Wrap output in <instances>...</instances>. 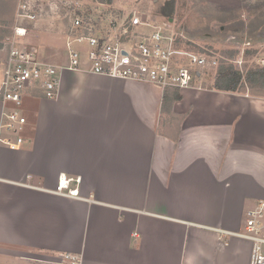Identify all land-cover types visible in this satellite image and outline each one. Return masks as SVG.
<instances>
[{
  "label": "crops",
  "instance_id": "crops-1",
  "mask_svg": "<svg viewBox=\"0 0 264 264\" xmlns=\"http://www.w3.org/2000/svg\"><path fill=\"white\" fill-rule=\"evenodd\" d=\"M30 22L49 46L63 40L53 65L67 66L69 23ZM85 68L62 70L54 99L25 95L12 133L0 103V264H51L66 252L82 264H249L251 245L236 234L264 199V98L195 79L172 105L184 116L175 145L156 131L162 88ZM16 138L17 150L1 142ZM60 179L69 183L59 192Z\"/></svg>",
  "mask_w": 264,
  "mask_h": 264
},
{
  "label": "built area",
  "instance_id": "built-area-1",
  "mask_svg": "<svg viewBox=\"0 0 264 264\" xmlns=\"http://www.w3.org/2000/svg\"><path fill=\"white\" fill-rule=\"evenodd\" d=\"M71 2L74 6L70 5L71 10H66L62 16L69 22L65 43L68 65L65 67L39 61L35 49L23 44L33 30L24 22L56 16L52 14L56 5L50 3L51 6L46 10L38 9L30 0L19 2L12 36L5 45L8 51L0 79V103H10L17 108L25 95L35 91L41 93L42 98H56L64 69L77 71L86 67L85 70L96 75L162 89L171 87L180 92L191 86L197 73L200 76L217 66V58L212 55L177 48L176 40L187 38L183 33H178L175 26L162 22L154 26L149 15L133 11L119 26L111 21L108 29L97 31L94 26L85 24L82 16L78 15L82 12L80 1ZM165 29L170 34L165 33ZM103 34L107 37L104 38ZM249 46V43L243 44V48ZM254 60L255 66L264 68V58L256 57ZM240 61L243 62L242 58ZM4 118L7 123L2 126L7 132L19 129L25 122V118L17 111L4 113ZM1 142L10 150H17L23 140L4 139ZM68 183L69 180L62 185L60 179L59 192L66 189ZM72 193L68 195L74 196ZM236 236L252 243L250 264H264V199L257 201L247 211L244 230ZM51 264H82V258L66 252L59 254Z\"/></svg>",
  "mask_w": 264,
  "mask_h": 264
},
{
  "label": "rangeland",
  "instance_id": "rangeland-1",
  "mask_svg": "<svg viewBox=\"0 0 264 264\" xmlns=\"http://www.w3.org/2000/svg\"><path fill=\"white\" fill-rule=\"evenodd\" d=\"M20 1L21 0H17L14 15L16 14L17 5L19 4ZM30 1L32 4L34 3V0H30ZM37 1L38 0H35V4L37 5L38 9L47 10L51 6L50 3H54L56 5V7L52 9L53 10L52 14L54 13L56 14V16L53 15L50 16V18L48 17L47 22L55 21L54 22L55 27L57 25L59 27V25L63 24L64 22L66 24L69 23L67 20L63 19L62 16L65 15L66 10H71L70 5L74 6V4L71 2L72 0H68V2H63V0H39V2ZM79 1L81 5L80 11L85 12L89 9V11L91 12L90 16L88 17L89 24L94 26L97 31L108 29L111 21H114L119 26L121 22L124 19H127L129 14L133 11H137L139 13L149 15L151 17V23L154 26H159V24H161L162 21L161 16L164 17V19H168L169 18L168 16H171L174 19L173 25H175L177 22L176 25L183 26L184 29L188 32L186 33L187 35L184 34L185 37L187 38L186 39L187 41H190L196 49L197 48L204 50L207 49L217 59L219 57L218 52L225 49H233L231 47L232 44L219 41L218 40L219 35H221L222 37L225 36L234 37V35L232 36V34L240 33L242 34L240 35L242 38L264 41V0H247L246 5H244L245 7L244 6L241 7L242 5L241 0H178V1L175 0L173 1L172 4L169 5V9L173 8V10L171 11L172 13L170 15H165L164 12H167L168 9L167 8H165V10L161 9L162 4L159 6L160 0H113L112 5L109 7L99 5L95 3L93 0H87V1L79 0ZM201 5L203 6L205 5L204 7L207 6L208 8L209 7L211 8L205 10L200 7L199 9V6ZM108 9H111L112 13L108 12L107 11ZM174 11L176 12L175 14ZM204 13H208L206 14L207 16L204 17L203 16ZM225 15L228 16L226 17ZM208 16H211L212 18H214V21L217 22L215 23V25H213L212 29H210V27H208L209 24L206 23V18ZM223 16L225 17L223 18ZM14 23H15V19L13 25L10 28L9 27L7 28L8 30H10V34L5 36L4 39L0 41V43L2 44L0 48V79L2 78L3 75L4 62L7 57V51H8V49L5 48V45L7 39L11 38L12 36L13 26L15 25ZM33 24L34 22H30V21L24 22V25H27L30 28H33ZM220 26L224 27L222 33H220V31L218 30ZM193 29L195 30L194 33L191 31ZM148 30L151 31L149 28ZM243 30L247 31V33L243 32ZM31 32L32 33L29 35L28 39L26 40L22 39L21 41L24 40L25 43L28 44L33 43V45L36 48V55L39 61L53 65L55 62H59L65 59V55L63 53L64 52L63 40L61 38H59L56 43L53 42V46L55 44L57 45L55 46L59 50L58 51L56 47L49 46L44 41V36L41 33L37 34L35 30L34 31L32 30ZM165 33L170 34V31L168 29H165ZM208 36H210V38H204ZM235 40L233 39V41ZM262 43L264 42H256L252 45V47L260 51L258 57L264 58V53L261 52L264 48L263 46H260ZM75 47L76 45L74 46V48ZM237 48L242 49V47L240 46H237ZM244 49L245 48L240 50L241 55L243 54ZM197 51L199 50L197 49ZM191 52L195 53V51H191ZM239 62H241L240 59L233 61L232 62L233 66L231 65L233 68L228 67V69L229 70L231 69L235 73L238 71L242 74L243 62H241V64H239ZM249 63L253 65L252 67L256 65L254 59H251ZM218 67L217 69L208 70L207 73H209L211 76L217 75V73L220 71ZM238 75L240 76L239 73ZM202 76H201L202 79H206L204 73L202 74ZM28 101H31L30 98L28 99ZM22 107L21 109L23 110L25 105L23 104ZM8 108L9 110L12 111L15 110L12 104H10ZM6 123L7 120L4 119L2 125H5ZM2 131H5L7 133V131L3 126H2ZM12 132L13 131H11V133ZM245 221H246V215L242 220V225H245ZM249 243L251 245V249H250V258H251L252 243L251 242Z\"/></svg>",
  "mask_w": 264,
  "mask_h": 264
},
{
  "label": "trees",
  "instance_id": "trees-1",
  "mask_svg": "<svg viewBox=\"0 0 264 264\" xmlns=\"http://www.w3.org/2000/svg\"><path fill=\"white\" fill-rule=\"evenodd\" d=\"M93 1L105 7L111 6L113 2V0ZM16 3L17 0H0V41L4 39L5 36L10 34V30H8L7 28H10L13 25L15 19L14 11ZM107 11L112 13L111 9H108ZM90 13L91 12L88 9L85 12L78 13V15L82 16L85 24H89L88 17L90 16ZM103 36L104 38L107 37L105 34H103ZM175 45L177 48L183 50L212 55V53L207 49L204 50L197 48L199 50L197 51L194 45H192V43L187 40L177 39ZM1 46L2 44L0 43V48ZM240 52L241 51L238 48L225 49L218 52L219 57L217 59V66L212 69H217V67L219 66L218 68L220 69V71L217 73V75H214V77L207 73V71H204L206 79L203 83H201V85L206 86V81H209V88L212 90L235 94H248L253 97L264 98V68L259 66L252 67L253 65L249 63L251 59H255L259 56L260 51L258 49L245 48L242 55L240 54ZM261 52L264 53V49ZM240 58H242L243 60V70L242 74L237 71L240 74L239 76L237 72L235 73L231 69L229 70L228 67H232V62ZM201 75L195 76L196 81L200 79ZM33 94H36L40 97L43 96L41 93L36 91L33 92ZM179 99L180 95L177 89L171 87L163 89V96L159 110V122L156 130L158 135L170 139L175 145H177L178 143L180 125L184 119L183 115L176 116L172 112L173 103L178 101Z\"/></svg>",
  "mask_w": 264,
  "mask_h": 264
},
{
  "label": "flooded vegetation",
  "instance_id": "flooded-vegetation-1",
  "mask_svg": "<svg viewBox=\"0 0 264 264\" xmlns=\"http://www.w3.org/2000/svg\"><path fill=\"white\" fill-rule=\"evenodd\" d=\"M173 1H175V0H160V2H159V6L162 4V8L165 10V8H167L168 9V11L167 12H164L165 13V15H170L172 12V9H169V5L170 4H172L173 3ZM176 1H178V0H176ZM160 8V7H159ZM161 8V9H162ZM163 13V14H164ZM213 27L212 26H210V29H212ZM223 26H220L219 27V31H220V33H222V31H223ZM245 33H247V31H245ZM236 36H239V34H237ZM210 37V36H209ZM242 39V37H238V38H236V40H235V36H234V40L235 41H229L230 39L227 37V36H225V37H222L221 35H219L218 36V40L219 41H223V42H227V43H235V42H239L240 40ZM246 40H249V41H247L246 43H249V44H254L255 42H257L256 40H252V39H249V38H245ZM233 40V39H232Z\"/></svg>",
  "mask_w": 264,
  "mask_h": 264
},
{
  "label": "water",
  "instance_id": "water-1",
  "mask_svg": "<svg viewBox=\"0 0 264 264\" xmlns=\"http://www.w3.org/2000/svg\"><path fill=\"white\" fill-rule=\"evenodd\" d=\"M173 16V15H172ZM169 17V18H168ZM167 18L168 19H164V17H162L161 16V18H162V23H166V24H168L169 26H175V28H176V25H173L174 24V19H173V17H171V16H168ZM179 30V32H182V28L181 29H178ZM197 76H198V73H197Z\"/></svg>",
  "mask_w": 264,
  "mask_h": 264
},
{
  "label": "bare ground",
  "instance_id": "bare-ground-1",
  "mask_svg": "<svg viewBox=\"0 0 264 264\" xmlns=\"http://www.w3.org/2000/svg\"><path fill=\"white\" fill-rule=\"evenodd\" d=\"M65 184V181L62 179V185H64Z\"/></svg>",
  "mask_w": 264,
  "mask_h": 264
}]
</instances>
